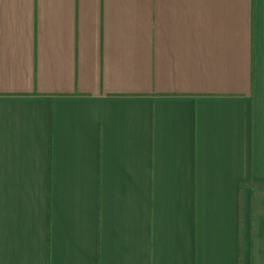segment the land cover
Instances as JSON below:
<instances>
[{
    "label": "crops",
    "instance_id": "0c3cea01",
    "mask_svg": "<svg viewBox=\"0 0 264 264\" xmlns=\"http://www.w3.org/2000/svg\"><path fill=\"white\" fill-rule=\"evenodd\" d=\"M0 264H264V0H0Z\"/></svg>",
    "mask_w": 264,
    "mask_h": 264
}]
</instances>
